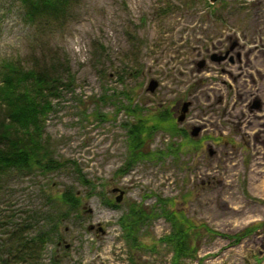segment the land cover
Here are the masks:
<instances>
[{
	"label": "rangeland",
	"instance_id": "obj_1",
	"mask_svg": "<svg viewBox=\"0 0 264 264\" xmlns=\"http://www.w3.org/2000/svg\"><path fill=\"white\" fill-rule=\"evenodd\" d=\"M9 63L57 70L42 143L62 167L0 174V264H172L171 210L193 225L195 256L180 264H264V0H68L32 21L0 0V81ZM187 101L185 137L152 133L151 155L127 165L137 113L174 120ZM131 205L155 214L137 247L119 225ZM19 231L45 235L34 258Z\"/></svg>",
	"mask_w": 264,
	"mask_h": 264
},
{
	"label": "trees",
	"instance_id": "obj_2",
	"mask_svg": "<svg viewBox=\"0 0 264 264\" xmlns=\"http://www.w3.org/2000/svg\"><path fill=\"white\" fill-rule=\"evenodd\" d=\"M20 2L26 18L32 21L36 17L62 11L68 0H20ZM5 66L6 72L0 81V174L10 170L30 172L38 169L45 173L60 169L62 164L51 157L42 143L44 119L51 108L46 95L53 97L57 95L59 81L56 76L57 70L39 67L24 71L11 63ZM129 113L136 116L138 114L140 118L126 126L129 150L127 165L151 155L143 149V144L152 133L163 130L171 137L179 133L168 110H156L150 113L147 119L141 117L139 113L136 114V109ZM58 200L71 210L76 209L80 202L79 197L71 191L61 193ZM160 203L164 201L160 200ZM152 211L153 209L147 212L140 206L131 205L128 212L121 217L119 225L124 239L132 247L138 246L136 235L139 226L155 216ZM163 216L170 223L171 231L160 241L170 247L172 264H180V259H194L196 249L190 247L188 233L193 227L192 223L180 212L173 210L164 211ZM204 229L208 233L212 232L205 226ZM22 234L20 231L18 234L13 233L20 245L21 258L25 256L34 258L38 255V248L44 244L45 235L41 233L36 239L26 242L21 239ZM233 236L235 241L241 239V234Z\"/></svg>",
	"mask_w": 264,
	"mask_h": 264
},
{
	"label": "water",
	"instance_id": "obj_3",
	"mask_svg": "<svg viewBox=\"0 0 264 264\" xmlns=\"http://www.w3.org/2000/svg\"><path fill=\"white\" fill-rule=\"evenodd\" d=\"M216 1H218V0H208L209 3H214V2H216ZM246 1H251V0H246ZM155 85H156V83H155L154 81H150L149 84H148V87H147L148 90H149V91H152V90L154 89ZM189 105H190V103H189L188 101L182 103L181 108H180L179 115H178V117L176 118V120H177L178 122H181V121L184 119V115L186 114ZM198 130H199V128H194V129L192 130L191 134H192L193 136H195V135L197 134ZM119 200H120V197H117V198L115 199L116 202H119Z\"/></svg>",
	"mask_w": 264,
	"mask_h": 264
},
{
	"label": "flooded vegetation",
	"instance_id": "obj_4",
	"mask_svg": "<svg viewBox=\"0 0 264 264\" xmlns=\"http://www.w3.org/2000/svg\"><path fill=\"white\" fill-rule=\"evenodd\" d=\"M154 82H155V81H154ZM155 83H156V82H155ZM188 102H189V101H188ZM189 103H190V102H189ZM189 107H190V105H189ZM189 107H188V109H189ZM180 108H181V107H180ZM168 112H169V111H168ZM179 112H180V109H179V111H178V115H179ZM187 112H188V110H187ZM187 112H186V114L184 115V119H183L181 122H178V121L176 120V118L178 117V115L174 118V122H175L177 128H178V124L182 123V122L186 119ZM195 128H199V127H195ZM193 129H194V128H193ZM193 129H192V130H193ZM178 130H179L178 135H182V134H183V136L185 137V133L183 132V130H181V129H179V128H178ZM192 130L190 131V136H191V137H195V136H197L198 132L200 131V128H199V130H198V132H197V134H196L195 136H193V135L191 134ZM189 143H190V142H189Z\"/></svg>",
	"mask_w": 264,
	"mask_h": 264
},
{
	"label": "bare ground",
	"instance_id": "obj_5",
	"mask_svg": "<svg viewBox=\"0 0 264 264\" xmlns=\"http://www.w3.org/2000/svg\"><path fill=\"white\" fill-rule=\"evenodd\" d=\"M206 122H208L207 119H205V123H206ZM217 182H218V184H219L220 186L225 185V182H224V179H223V178H222V179L217 178ZM256 188H257V192H258L259 194H264V180H262L261 184L258 185Z\"/></svg>",
	"mask_w": 264,
	"mask_h": 264
}]
</instances>
